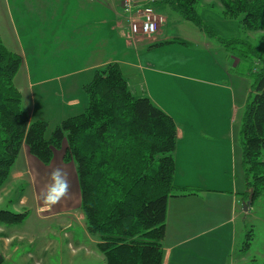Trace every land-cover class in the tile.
<instances>
[{
  "label": "crops",
  "instance_id": "1",
  "mask_svg": "<svg viewBox=\"0 0 264 264\" xmlns=\"http://www.w3.org/2000/svg\"><path fill=\"white\" fill-rule=\"evenodd\" d=\"M203 4L198 14L204 25L218 37L240 39L239 23L224 17L216 0ZM156 12L165 20L156 35L134 40L127 36L119 0H0V40L21 59L14 85L24 111L30 121L46 122L47 131L82 111V87L96 70L119 65L131 94L148 98L176 127L173 183L185 192L176 191L167 202L162 264H225L236 255L237 233L244 231L238 226L247 191L239 126L251 90L240 75L232 79L228 68L219 69L217 55L210 62V72L198 71L202 78L193 75L197 66L176 49L201 48L208 53L215 51L209 43L214 39L198 29L194 33L160 2ZM170 41L175 42L158 46ZM227 57L224 53L223 60ZM55 168L68 174L77 191L68 206L52 208L39 200ZM77 205L75 165L65 163L60 150L43 165L22 145L0 190V211L30 209L42 224L46 219L59 221ZM18 226H0V264H50L52 260L63 264V240L71 246V264L77 250L96 249L97 241L88 233L15 231ZM236 256L237 261L247 262Z\"/></svg>",
  "mask_w": 264,
  "mask_h": 264
},
{
  "label": "trees",
  "instance_id": "2",
  "mask_svg": "<svg viewBox=\"0 0 264 264\" xmlns=\"http://www.w3.org/2000/svg\"><path fill=\"white\" fill-rule=\"evenodd\" d=\"M203 1L160 4L246 63L243 75L252 84L240 117L239 147L247 188L243 200L252 191L253 202L264 196V60L257 46L243 39H222L204 25L198 14ZM216 1L224 17L237 21L243 31L261 33L259 43L264 44V0ZM255 62L260 64L257 70ZM20 65V57L0 40V190L22 145L48 165L65 143L63 161L75 165L85 230L97 238L96 249L105 264H162L167 202L176 191L185 192L173 183V119L148 98L133 96L120 66L110 64L96 70L82 87V111L62 121L46 138L47 123L29 120L14 85ZM27 217L28 212L1 210L0 226H18ZM249 240L247 236L242 252L249 248Z\"/></svg>",
  "mask_w": 264,
  "mask_h": 264
},
{
  "label": "rangeland",
  "instance_id": "3",
  "mask_svg": "<svg viewBox=\"0 0 264 264\" xmlns=\"http://www.w3.org/2000/svg\"><path fill=\"white\" fill-rule=\"evenodd\" d=\"M203 2L198 5V11L201 12V7L203 6ZM199 13V14H200ZM173 15V14H172ZM189 29H191L194 33H198L197 28L191 24L190 22H184ZM261 33H250L246 31H241L240 39H245L246 41H249V43L253 46H257L259 50V54L261 55V58L264 60V44L259 43ZM221 38V37H220ZM224 39V38H222ZM210 45L214 47L215 51L205 52L204 50H200L201 48H178L176 51L180 56L187 57L190 59L195 65L197 66L193 72V75L198 76L202 78L201 74L197 75L198 71L202 70H210L211 68V60L214 58V56H218L219 59V69L221 67L228 68L229 73H231L232 79L236 77L237 75H240L242 78H244V82L249 85L252 84V81L250 78L245 77L243 74L245 73V70L247 69L246 63H240L238 55L235 53H230L229 51L225 50L221 45H219L216 41L211 40ZM214 52V53H213ZM225 55L228 57L223 60ZM251 59V58H250ZM209 61V63H207ZM208 64V67L207 65ZM254 67H256L255 70L260 68V64L258 62L254 63ZM208 70V72H210ZM214 79V78H213ZM251 90V89H250ZM79 114V113H77ZM46 133V138L49 137L51 132L53 131L54 127H50ZM65 143L63 144L60 152L63 153L65 149ZM219 186V185H217ZM74 198H77V191L76 189H73L72 186L70 188V196L64 200H62L60 203L56 204L55 206H68L70 202H73ZM253 199V198H252ZM39 200H42L41 195H39ZM249 200V198H248ZM247 200V201H248ZM244 201V202H247ZM52 208L54 206H51ZM3 210H11V209H3ZM24 212H28V220L25 221L21 226H18L16 228H13L19 231H27L30 233H37L38 231H43V233H87L85 230V224L83 216L80 212V209L77 206L73 207L71 209V212L68 214H64L61 218H55L52 220L46 219L42 224L39 222L36 218V214L31 211L30 209H25ZM49 215V214H47ZM45 215V216H47ZM238 226L241 229H244L242 232L237 233L238 237V245L236 248V255H240L241 257L247 259V262H240L238 260V256L234 255L233 257L228 258L225 264H251L252 261H255L257 263H261L264 261V196L255 198L254 201L250 202V205L247 207V211H244V214H242L241 218L238 220ZM57 225V229L55 226ZM59 226V227H58ZM250 238L249 243L250 246L247 249V251L242 252V244H244V241L246 238ZM97 241V238H95ZM60 241V240H59ZM68 242L66 240H63L60 244L63 247V264H71L70 263V253L71 249L68 246ZM87 248V246H85ZM75 248V247H74ZM25 249H28L25 246ZM56 249V248H54ZM53 249V250H54ZM93 254L98 255L97 257L99 260L96 261L94 256H92V253H88L87 249L81 248L80 250H77L75 252V258L73 259V264H105V260L103 256L96 250L91 251ZM55 253V251H54ZM17 256H14V260ZM58 260H52L50 264H58Z\"/></svg>",
  "mask_w": 264,
  "mask_h": 264
},
{
  "label": "built area",
  "instance_id": "4",
  "mask_svg": "<svg viewBox=\"0 0 264 264\" xmlns=\"http://www.w3.org/2000/svg\"><path fill=\"white\" fill-rule=\"evenodd\" d=\"M129 39H151L164 24L156 12L160 0H119Z\"/></svg>",
  "mask_w": 264,
  "mask_h": 264
},
{
  "label": "clouds",
  "instance_id": "5",
  "mask_svg": "<svg viewBox=\"0 0 264 264\" xmlns=\"http://www.w3.org/2000/svg\"><path fill=\"white\" fill-rule=\"evenodd\" d=\"M49 180L50 183L41 193V198L45 206L51 207L70 196L71 184L68 174L61 168L53 169L49 174Z\"/></svg>",
  "mask_w": 264,
  "mask_h": 264
},
{
  "label": "water",
  "instance_id": "6",
  "mask_svg": "<svg viewBox=\"0 0 264 264\" xmlns=\"http://www.w3.org/2000/svg\"><path fill=\"white\" fill-rule=\"evenodd\" d=\"M252 196H253L252 191H250L249 200L247 202H243V211H247V207L250 205V202L252 200ZM1 261H2V259L0 257V263H1Z\"/></svg>",
  "mask_w": 264,
  "mask_h": 264
}]
</instances>
